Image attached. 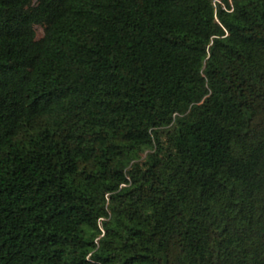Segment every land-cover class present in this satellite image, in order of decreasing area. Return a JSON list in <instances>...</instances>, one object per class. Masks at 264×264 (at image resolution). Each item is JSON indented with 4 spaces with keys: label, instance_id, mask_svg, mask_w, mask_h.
<instances>
[{
    "label": "trees",
    "instance_id": "trees-1",
    "mask_svg": "<svg viewBox=\"0 0 264 264\" xmlns=\"http://www.w3.org/2000/svg\"><path fill=\"white\" fill-rule=\"evenodd\" d=\"M0 264H264V0H0Z\"/></svg>",
    "mask_w": 264,
    "mask_h": 264
},
{
    "label": "rangeland",
    "instance_id": "rangeland-1",
    "mask_svg": "<svg viewBox=\"0 0 264 264\" xmlns=\"http://www.w3.org/2000/svg\"><path fill=\"white\" fill-rule=\"evenodd\" d=\"M36 32L38 37L42 35V29L40 27H36Z\"/></svg>",
    "mask_w": 264,
    "mask_h": 264
}]
</instances>
